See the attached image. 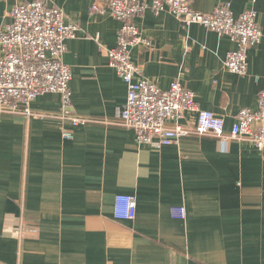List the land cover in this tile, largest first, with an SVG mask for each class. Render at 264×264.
<instances>
[{
  "label": "crops",
  "instance_id": "1",
  "mask_svg": "<svg viewBox=\"0 0 264 264\" xmlns=\"http://www.w3.org/2000/svg\"><path fill=\"white\" fill-rule=\"evenodd\" d=\"M15 2L0 0V26ZM45 2L79 26L61 60L71 69L70 113L90 121L72 127L57 118L61 96L51 92L31 101V116L0 112V264H264V148L211 134L160 149L139 144L115 115L126 85L106 54L119 22L91 11L93 0ZM220 3L234 15L256 11L262 35L248 49L247 74L225 69L235 47L226 35L151 8L133 18L151 46H133L130 55L159 88L181 81L200 109L224 118L227 132L264 91V0L190 6L211 12ZM196 119L186 113L181 122ZM116 194L136 197L131 220L113 215ZM176 206L185 207L184 219L173 216Z\"/></svg>",
  "mask_w": 264,
  "mask_h": 264
},
{
  "label": "built area",
  "instance_id": "2",
  "mask_svg": "<svg viewBox=\"0 0 264 264\" xmlns=\"http://www.w3.org/2000/svg\"><path fill=\"white\" fill-rule=\"evenodd\" d=\"M191 0H93L90 9L109 14L119 22L115 46L107 51L109 66L126 85V102L116 108L117 123L135 131L139 144L162 148L189 134H211L223 140L240 139L264 148V91L259 92L257 108H242L234 116L232 127L225 132L224 118L200 109L194 92L179 80L161 89L142 76L141 68L131 59L130 49L151 42L144 37L133 18L145 8L159 14L167 11L187 27L200 24L235 45L225 54L224 67L230 73L247 74L248 49L261 41L256 11L249 8L234 15L229 3H220L211 12L193 10ZM11 20L0 26V112L31 116L30 103L39 95L51 92L61 96L57 118L72 127L90 119L70 113L72 95L70 66L61 60L65 41L76 38L79 26L65 22L63 10L48 6L45 0H16L10 9ZM101 49V48H100ZM102 52V50H100ZM186 113H195V124L181 122ZM62 137L73 139L64 128ZM136 197L116 194L113 215L131 220L135 216ZM175 218L184 219L185 207L172 209ZM17 234L21 231L18 229Z\"/></svg>",
  "mask_w": 264,
  "mask_h": 264
}]
</instances>
